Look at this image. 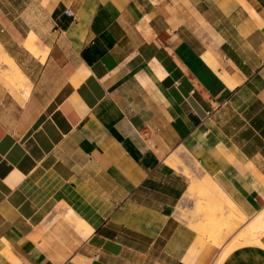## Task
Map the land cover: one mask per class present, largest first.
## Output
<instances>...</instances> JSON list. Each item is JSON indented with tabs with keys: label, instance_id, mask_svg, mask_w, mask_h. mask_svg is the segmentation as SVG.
<instances>
[{
	"label": "crops",
	"instance_id": "0c3cea01",
	"mask_svg": "<svg viewBox=\"0 0 264 264\" xmlns=\"http://www.w3.org/2000/svg\"><path fill=\"white\" fill-rule=\"evenodd\" d=\"M0 45V264H215L198 204L264 212V0H0Z\"/></svg>",
	"mask_w": 264,
	"mask_h": 264
},
{
	"label": "rangeland",
	"instance_id": "374dc122",
	"mask_svg": "<svg viewBox=\"0 0 264 264\" xmlns=\"http://www.w3.org/2000/svg\"><path fill=\"white\" fill-rule=\"evenodd\" d=\"M2 53H4V51H3V48H2V46L0 45V57H1V55H2ZM197 187L198 186H196V189H197ZM216 187H213L212 189L214 190ZM201 195H203V196H208V194H205V193H203V194H201ZM210 200V201H209ZM207 202H205L204 203V205H200V203L198 204V207H197V210L199 211H203L205 214H206V219H205V221L204 222H202L201 224H200V226H201V229H202V233L204 234V235H206L207 237H209V238H211V239H214V240H218V239H220V234L223 232V231H225V232H229V231H231L232 230V228L234 229V228H236L239 224H244V223H246V226L244 227V228H242L240 231H239V233L237 234V236L235 237V239L229 244V245H227L226 247H224L223 249H222V252H224V256H226L228 253H229V251L230 250H232L234 247H235V240L237 241V239H238V237H239V235H240V233L242 232V231H244L245 229H247L248 227H249V222H248V220H249V218H247L248 220H246V222H243V223H238V222H236V224H235V220H232V219H226L225 217H228V216H230L231 215V212H233V209H232V207H230V206H228L227 207V211L228 212H226L225 213V210H224V208H215L214 206V204H213V202L211 201V199H209ZM262 213V212H261ZM260 213V214H261ZM264 213V212H263ZM262 213V214H263ZM223 218H224V222H223ZM209 220H215L216 222H218L217 224H215V226H213V227H208L207 225V221H209ZM227 220V221H226ZM222 221V222H221ZM248 222V223H247ZM205 224H207L206 226H205ZM221 224V225H220ZM203 225L206 227H204V229H203ZM216 225H219V226H216ZM212 229V230H211ZM208 230V231H207ZM264 232V227H263V229H261V230H257V232L255 233L256 234V236L260 239V236L262 235V233ZM216 235V237H215V235ZM253 243V242H252ZM237 246V245H236ZM222 261V260H221ZM221 261H219V262H216L215 264H220L221 263Z\"/></svg>",
	"mask_w": 264,
	"mask_h": 264
},
{
	"label": "bare ground",
	"instance_id": "6f19581e",
	"mask_svg": "<svg viewBox=\"0 0 264 264\" xmlns=\"http://www.w3.org/2000/svg\"><path fill=\"white\" fill-rule=\"evenodd\" d=\"M3 54V53H2ZM12 67L15 65L14 63L11 64ZM16 66V65H15ZM11 67V68H12ZM13 70V68L11 69ZM16 70H18V68H16ZM14 72V71H13ZM12 72V73H13ZM11 77V76H10ZM13 80V77H12ZM14 81V80H13ZM16 82V81H15ZM14 83V82H13ZM191 190H194L196 188V183H193L192 186H190ZM263 213V212H262ZM257 214L254 217H250L249 220L247 219L248 217L246 215L240 214L237 215L236 217V222L238 223H243L246 222V220H248L249 222V227L247 229H245L244 231H242L237 239V241L235 240V246L239 245V244H246V243H260V239L256 236V232L257 230H261L264 227V213L263 214ZM227 221V220H226ZM222 222V221H221ZM223 222H224V218H223ZM235 222V224H236ZM247 222V223H248ZM218 222H216L215 220H209L207 221V224H205V226L207 225L209 228L215 226V224H217ZM219 224V223H218ZM246 224V223H245ZM221 225V224H220ZM203 225V229L205 227ZM219 226V225H216ZM201 227V226H200ZM220 227V226H219ZM199 227H197L198 229ZM206 228V227H205ZM233 229V228H232ZM212 230V229H211ZM208 231V230H207ZM215 235V234H214ZM216 237V235H215ZM256 245V244H255ZM254 245V246H255ZM260 247V246H259ZM224 252H221L217 258V260H215L216 262H219L223 259H225L224 257Z\"/></svg>",
	"mask_w": 264,
	"mask_h": 264
},
{
	"label": "built area",
	"instance_id": "2783aa9c",
	"mask_svg": "<svg viewBox=\"0 0 264 264\" xmlns=\"http://www.w3.org/2000/svg\"><path fill=\"white\" fill-rule=\"evenodd\" d=\"M65 14L68 15V16H72V12L68 9H65Z\"/></svg>",
	"mask_w": 264,
	"mask_h": 264
}]
</instances>
